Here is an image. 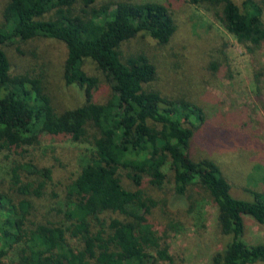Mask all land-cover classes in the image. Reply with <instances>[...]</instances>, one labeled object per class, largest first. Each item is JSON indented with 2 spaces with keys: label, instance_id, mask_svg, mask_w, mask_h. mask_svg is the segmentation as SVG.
<instances>
[{
  "label": "trees",
  "instance_id": "1",
  "mask_svg": "<svg viewBox=\"0 0 264 264\" xmlns=\"http://www.w3.org/2000/svg\"><path fill=\"white\" fill-rule=\"evenodd\" d=\"M192 1L220 16L250 51L264 45L258 0ZM171 7L166 0L7 1L0 25V153L7 151L10 161L0 164V264H176L154 221L156 208L166 213L168 205L144 186L170 182L172 199L187 205L195 223L204 225L207 195L217 205L227 239L211 264H264V242L244 238L246 216L264 223V190L247 188L251 199L236 197L216 159L192 157L203 108L153 89L157 66L146 53L122 55V44L139 35L168 43L178 28ZM35 38L65 43V81L84 92L83 105L57 112L42 75L13 73L5 46ZM88 59L110 87L103 105L93 100L102 79L85 69ZM47 135L90 145L63 194L50 187L51 167L23 160ZM181 224L169 219L165 233L179 232Z\"/></svg>",
  "mask_w": 264,
  "mask_h": 264
},
{
  "label": "rangeland",
  "instance_id": "2",
  "mask_svg": "<svg viewBox=\"0 0 264 264\" xmlns=\"http://www.w3.org/2000/svg\"><path fill=\"white\" fill-rule=\"evenodd\" d=\"M7 1L0 0V25ZM103 1L107 0H99ZM234 1L242 5L245 0ZM258 1L264 9V0ZM166 2L172 6L178 22L173 38L161 44L150 36L139 35L122 44V55L146 53L157 66V78L151 83L153 89L171 98L192 100L203 108L206 121L192 139L191 156L216 159L232 183L233 195L251 199L247 188L264 190V45L250 51L224 28L220 16L192 0ZM5 50L14 74L42 75L57 112L86 102L84 92L65 81L64 42L35 38L10 44ZM84 67L102 79L93 100L103 105L110 97V87L94 61L86 60ZM89 149L88 143L47 135L30 148L23 160L33 159L40 166L51 167L53 186L50 187L63 194ZM7 156V151L0 153L2 166L10 161ZM144 186L149 194L168 205L166 213L156 208L154 221L175 263L211 264L213 255L224 247L227 239L218 225V207L212 198L206 197L205 221L201 225L195 223L187 205L172 199L173 182L162 189ZM194 192L200 197L203 191L196 188ZM171 218L182 223L181 230L165 233L166 222ZM244 238L249 243L264 242V223L246 216Z\"/></svg>",
  "mask_w": 264,
  "mask_h": 264
}]
</instances>
